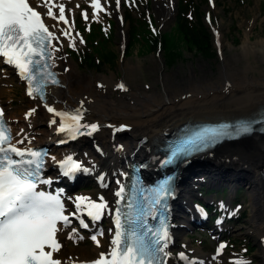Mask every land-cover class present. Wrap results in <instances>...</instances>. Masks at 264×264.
Wrapping results in <instances>:
<instances>
[{
    "label": "bare ground",
    "instance_id": "bare-ground-1",
    "mask_svg": "<svg viewBox=\"0 0 264 264\" xmlns=\"http://www.w3.org/2000/svg\"><path fill=\"white\" fill-rule=\"evenodd\" d=\"M31 2L34 7L40 4L38 0H31ZM56 2L65 6L66 19L72 26L71 22L74 21L81 8L82 0H56ZM123 2L124 0H121L120 9L116 12L118 20H121L120 23L123 25L120 31L121 43L125 44L128 31L125 28L124 11L121 8ZM103 3L102 0V6ZM155 4L158 10L162 11L164 21L173 19L176 0H155ZM39 9L42 14L46 11L43 7ZM54 11L58 15V8ZM99 13L102 14V11ZM46 19L53 33L60 38L58 43L55 41L59 51H56L54 62L61 79V83L52 88L47 95V104L57 111H65L64 108L66 110L78 108L80 102L83 101L84 119L82 123H95L100 125V129L92 135H81L76 140H70L65 133L58 131L59 118L49 113L42 102L34 101L31 102L33 104L31 108L35 109V112L28 120L32 125H19L17 126L19 131L13 126L16 134L23 130L22 134L15 139V143L16 140L23 139L24 143L20 144V147L46 144L50 149V156L55 157L58 162L74 154L73 159L89 170L83 171L78 181L91 186L89 190H80L77 183L73 182L77 186L74 195L88 196L93 200L98 196H105V201L110 206L114 191H117L122 184L125 175L124 168L126 165H131L130 154L136 149H138L135 154L136 159L154 157L155 143H160L164 133L171 132L184 123L217 122L254 117L264 109V75L261 72V78L258 79L255 76L251 78L249 76L253 70L251 65L244 69V75L230 73L225 65L217 82L200 88L190 85L186 91H177L174 87L170 86L171 89H168L165 86L162 92H129L115 99L112 97L114 93L112 90L108 89L106 92L102 87L109 88L112 78L83 77L76 71L75 66L70 64L64 52L69 46V41L61 34V29H69V24L65 25L63 22L58 24L54 19ZM53 25L56 26L53 27ZM70 33L75 38L73 29ZM255 46L256 43L251 41L250 36H247L241 45V56L249 58L253 54L259 55L264 62V49H257ZM136 69L138 66L127 65L124 70L125 76L131 77L130 75H134ZM125 84L127 85L126 82ZM38 117L42 118L47 130L38 128L40 124ZM53 119H56V124L50 123ZM108 125L113 127H108ZM120 126H126L125 130L115 132L114 129ZM34 134L37 137L33 139L38 145L30 142L32 139L30 136ZM59 141L66 142L58 143ZM96 147L98 149H95ZM83 149L87 151H82ZM193 166L189 165L184 169V184L180 185L181 197L191 194L190 187H196L195 182L203 185L206 179H210V182L219 188H228L232 194L242 188L250 193L251 223L254 227L251 233H255L260 243L263 244L261 264H264V135H250L236 143L223 145L210 154L208 164ZM121 168L123 172L120 173ZM150 168L153 172L154 168ZM100 177H103V182L99 179ZM66 195L69 204L70 198L74 195L71 192ZM185 209L179 210L180 214L177 216V232L180 233L192 227L196 220L194 207L187 205ZM192 214L194 215L190 218ZM230 227L232 228L233 225ZM216 229L224 232L225 227L223 225ZM60 231L58 236L62 247L60 252L54 255L61 259L62 264L91 261L94 258L88 259V256L95 253L98 255L109 247L107 244L109 239L105 237L98 238L99 246L93 241L90 247L87 244L86 247L78 248L75 246L80 243L78 235L69 229ZM68 244L74 246L65 252V245ZM183 252L187 251L183 249ZM216 255L217 252L205 255L201 249L194 251V257L203 261L204 264H213V257ZM180 262L175 254L171 263L180 264ZM222 262L221 255L216 264Z\"/></svg>",
    "mask_w": 264,
    "mask_h": 264
},
{
    "label": "snow or ice",
    "instance_id": "snow-or-ice-1",
    "mask_svg": "<svg viewBox=\"0 0 264 264\" xmlns=\"http://www.w3.org/2000/svg\"><path fill=\"white\" fill-rule=\"evenodd\" d=\"M115 3L119 9L121 0H115ZM40 7L46 9L44 14L36 10ZM90 7L94 10L93 16L106 11L101 0H91ZM55 8H58V15ZM82 16L87 20L88 13L84 12ZM44 18L54 19L58 24H69L65 6L56 0H41L35 8L28 0H0V58L4 64L13 67L19 78L26 82V94L44 102L46 110L59 118V132L65 133L69 139L92 135L99 131L100 125L82 123L83 101L78 108L65 111H57L46 102L45 90L48 85L59 84L51 68L54 67L52 52L59 51L53 41L58 43L60 38L49 30L43 22ZM70 28L71 25L69 29H61V34L68 38L69 46L74 48L76 41L71 36ZM80 42L83 43V40ZM119 88L126 90L123 84ZM34 112L35 109L30 110L26 113V118ZM4 115L3 109H0V264H62L61 259L54 258V253H59L62 247L56 238L57 232L62 227L70 226L77 218L79 225L87 229L89 222L83 217L86 216L90 222H98L106 214L112 215L113 212L114 227L109 229L113 235L111 247L107 253H101L92 264H168L172 253L167 251L171 236L166 210L167 199L174 191L172 177H165L155 188L147 189L152 195L143 196V205L137 202L135 194L126 198L125 187L122 186L114 195L119 198L116 202L118 205L127 199L126 209H110L103 196L93 200L81 195L70 198L73 208L68 210L61 199L62 191L55 195L43 190L37 191L39 185L52 183L51 179L42 177L47 152L21 149L18 145L24 143L23 139L16 140L13 144L15 138ZM50 123L56 124L57 121L53 119ZM257 124L264 126V112L234 123L205 125L191 131L182 130L185 134L168 145L162 166L177 161L188 162L194 154L211 148L223 139L251 134ZM125 128L126 126L116 127L114 131L120 132ZM22 132L23 130L17 133V136ZM64 142L66 141L58 143ZM52 159L55 161V157ZM59 167L62 175L69 178L79 171H89L70 155L59 162ZM99 179L103 182V177ZM221 208L224 206L221 205ZM198 210L203 212L202 209ZM149 216L156 221L155 225L148 224ZM72 231L75 232L76 229ZM99 234L103 235L102 232ZM91 239L99 246L97 235H92ZM224 247V244L218 246L213 264L223 254ZM177 258L184 264H204L203 261L190 259L183 252L178 253ZM228 264L250 262L244 257H238L228 261Z\"/></svg>",
    "mask_w": 264,
    "mask_h": 264
},
{
    "label": "rangeland",
    "instance_id": "rangeland-1",
    "mask_svg": "<svg viewBox=\"0 0 264 264\" xmlns=\"http://www.w3.org/2000/svg\"><path fill=\"white\" fill-rule=\"evenodd\" d=\"M179 1L176 0L173 19L164 21L162 11L158 10L155 0H124L122 9L124 11L125 28L128 32L125 44H122L120 31L123 25H121L117 17L115 0L104 1L103 7L106 11H102V14L98 13L96 16H93L94 10L90 7L91 1L82 0V6L74 19L78 23V27L76 24L74 25V21L71 22V29L73 28L76 41L75 47L68 46L64 51L65 55L70 64L74 65L76 71L83 77L112 78L109 88L106 86L102 87L106 92L108 89L112 90L114 92L112 97L115 99L129 92H162L165 86L168 89H171L170 86L174 87L177 91H186L190 85L200 88L217 82L225 65L232 74L244 75V69L251 65L253 67V70L249 73L251 78L252 76L258 79L261 78V72L264 75V62L259 55L253 54L249 58L241 56V45L245 42L247 36H250L251 41L256 43L255 47L257 49H264V0H215L216 4L214 7L206 5L204 0H196L199 6H203H201V10L205 25L210 28L211 32L213 29H217L221 35L220 47L215 48V55L211 58L204 57L184 46L183 57L173 66H169L162 51L148 50L144 39L140 38L141 36L143 37L142 34L145 33V28L138 31L134 30V27L137 23L143 26L144 20L146 21V18L150 16L153 22L151 28L154 31L157 33H165L167 31L172 33L175 27ZM84 12L88 13L87 20L82 16ZM129 17L134 20H130ZM90 24L93 25V30L98 31L93 44L80 34V32L82 35L86 34V28ZM132 30L135 33L140 32L141 35L138 38L140 42H135L134 48L130 50V44L136 41L134 39H137L133 37ZM106 33L110 38L106 36ZM81 39L83 43L80 42ZM138 39L137 41H139ZM96 40H99V45L97 49H93L96 45ZM106 47L115 50L118 54L114 66H102L100 71H91L81 67V64H86L92 57L98 62L100 55H102L99 49L103 50ZM94 50L96 54H93ZM81 56L83 59L80 61L77 57ZM127 65L138 66L135 74H131L129 78L125 76L124 72ZM0 69H2L0 71V101L5 107L6 118L12 126L16 127V130H18L17 126L19 125L31 126L32 124H29L28 121L31 117L26 118L25 113L33 109L31 108L33 105L31 102H34V100L25 95L23 84L10 70L1 66ZM121 84L125 86L126 90L119 88ZM38 120H40L38 128L47 130L48 128L44 125L42 118L38 117ZM40 136L44 138L43 135ZM30 137L32 138L30 142L38 145L37 141L33 139L37 135L34 134ZM95 149L98 148L96 147ZM82 151L86 152L87 150L83 149ZM89 157L92 158L91 156ZM93 159L96 160L95 158ZM197 187H201V185L198 184ZM190 190L191 195L183 197V199L181 197L183 201H190L192 200V195L199 193L194 191L192 187H190ZM204 199H214V201H219V203L224 201V204L226 203L228 207L229 203L233 204L232 207L234 209L232 211L238 215L236 216V223L230 228L231 233L225 238L228 246L225 247V251L222 254L223 262L221 264H228V261L238 257L246 258L250 264H261L263 262V244L260 243V239L255 233H251L254 227L251 223L250 193L242 188L232 194L227 189L223 194H205ZM72 229H76L74 233L78 235L80 242L75 246L78 248L86 247L88 244V247H90L92 240L89 236L79 233L77 228ZM70 231L73 232L71 229ZM176 237L178 239L173 249L174 255L183 252V249L187 251L186 255L191 257L194 256L196 249H201L205 255L216 253L218 249V242L213 240L209 230L190 229L182 233L176 231ZM186 245H188L187 248ZM71 246L74 245H65V252H68ZM97 256V253H95L87 258L92 259Z\"/></svg>",
    "mask_w": 264,
    "mask_h": 264
},
{
    "label": "trees",
    "instance_id": "trees-1",
    "mask_svg": "<svg viewBox=\"0 0 264 264\" xmlns=\"http://www.w3.org/2000/svg\"><path fill=\"white\" fill-rule=\"evenodd\" d=\"M203 7V6H202ZM198 7L194 0H180L178 14L176 19V25L173 32L163 33L162 35H153V33L148 28L147 23L143 22V26L137 24L134 27V30H140L145 28V33H143V39L146 43L148 50H155L158 48V45H161L162 51L166 58V62L169 66H173L177 61L183 57L184 46L191 51L211 58L215 54V47L213 45L212 34L210 33L209 28L203 22V15L201 8ZM194 15V20L189 18V16ZM133 30V37L135 38L139 32L135 33ZM98 31H93L90 34V40H94L97 36ZM145 36V37H144ZM136 40V41H134ZM130 44V50L134 48L135 42L137 39H134ZM98 41L96 40L95 46L93 49H97ZM98 51V50H97ZM100 55L98 62L92 57L86 64H82L83 67L91 71H100L102 66H114L118 58V54L113 49H99ZM102 51V52H101ZM106 52V54H104ZM93 54H96L95 50Z\"/></svg>",
    "mask_w": 264,
    "mask_h": 264
}]
</instances>
